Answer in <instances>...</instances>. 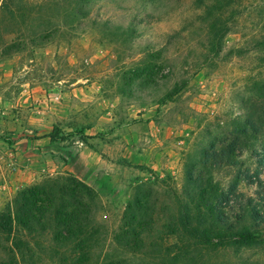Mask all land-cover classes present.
Instances as JSON below:
<instances>
[{
  "label": "rangeland",
  "instance_id": "rangeland-1",
  "mask_svg": "<svg viewBox=\"0 0 264 264\" xmlns=\"http://www.w3.org/2000/svg\"><path fill=\"white\" fill-rule=\"evenodd\" d=\"M214 1L0 0V211L23 186L69 173L93 187L109 242L141 184L156 192L142 253L111 244L108 258L264 264V0H222L195 18ZM249 116L263 129L203 169ZM190 172L208 195L227 192L228 226L201 208L208 244L187 248L167 214H194L182 207L200 194ZM242 228L257 239L237 242Z\"/></svg>",
  "mask_w": 264,
  "mask_h": 264
},
{
  "label": "trees",
  "instance_id": "trees-1",
  "mask_svg": "<svg viewBox=\"0 0 264 264\" xmlns=\"http://www.w3.org/2000/svg\"><path fill=\"white\" fill-rule=\"evenodd\" d=\"M220 1L222 2V0H215L213 4H207L195 18L211 17L210 8H217ZM219 16H221L219 13L217 17L213 16L211 27L217 25ZM249 129L258 134L263 128L262 124H257L249 116L246 126L235 132L219 150L212 146L211 151L204 154L201 159V163L205 164L203 169H206L210 161L216 164L218 157L231 156L234 150L242 149L244 142L251 140ZM50 135L51 139H55L54 134ZM263 156L259 160L260 166L264 161ZM257 174L258 172L255 173L256 176ZM200 175L194 176L193 172L189 175V187L193 186L195 192L200 193L198 199L190 200L182 205L186 211L193 207L194 214H189L190 211L187 214H167L168 219L172 221L170 223L184 229L186 238L193 239V243L188 242V246H185L187 248L189 245L201 247V243L208 244L210 237L203 229L205 218L202 214H198L201 208L215 213L208 214L211 220L215 217L218 222L221 221L219 223L227 224L226 220L221 218L220 212L226 203L221 201L228 200L227 192L221 191L216 192L215 195H208L204 192L206 185L202 186L203 178ZM141 186L137 184L134 187L135 195L125 207L122 223L114 231L109 242L100 232V225L97 222L99 204L96 193L93 187L83 180L65 173L48 176L40 182L23 186L7 202L4 210L0 211V264L22 262L33 264L32 262L41 261H54L61 264H125L121 259L108 258V246L115 244L118 249L134 255L142 253V247L145 244L143 234L154 225L156 220V214H145L147 210L153 211L152 204L156 202L154 196L156 192L154 188H148V193L145 195L144 191L142 196ZM235 188L236 185L229 191L232 192ZM214 237L222 238L221 234H216ZM234 237L242 244H250L257 239L253 232L245 228L238 229ZM149 246L155 248L153 254L163 249L161 241L152 242ZM175 258L177 257H173L172 260Z\"/></svg>",
  "mask_w": 264,
  "mask_h": 264
}]
</instances>
